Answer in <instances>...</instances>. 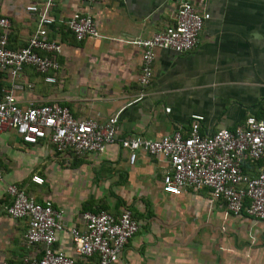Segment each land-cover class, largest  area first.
<instances>
[{
  "label": "crops",
  "instance_id": "crops-1",
  "mask_svg": "<svg viewBox=\"0 0 264 264\" xmlns=\"http://www.w3.org/2000/svg\"><path fill=\"white\" fill-rule=\"evenodd\" d=\"M38 1L0 0L10 23L8 48L23 47L34 31L24 8ZM184 1L202 18L197 44L184 54L156 51L151 80L140 86V51L129 42L173 23ZM76 11L89 12L100 38L73 40L61 22ZM48 14L55 21L48 37L62 47L57 83L44 84L24 67L15 80L32 88L14 94L19 107L57 103L77 120L115 117L118 137L149 140L185 136L192 122L208 135L241 127L248 117L264 119V0H54ZM8 86L3 77L2 89ZM128 156L117 144L81 157L56 154L46 141L31 146L0 132V262L41 255L40 245L24 244L27 221L5 213V186L12 183L60 211L63 231L52 249L76 259L67 230L82 228L83 213L127 210L138 230L115 264H264V221L228 214L205 189L164 194L167 160L139 151L129 164ZM262 163L244 165L243 172L252 176ZM32 175L43 184L31 183Z\"/></svg>",
  "mask_w": 264,
  "mask_h": 264
},
{
  "label": "built area",
  "instance_id": "built-area-1",
  "mask_svg": "<svg viewBox=\"0 0 264 264\" xmlns=\"http://www.w3.org/2000/svg\"><path fill=\"white\" fill-rule=\"evenodd\" d=\"M94 0H84L87 5ZM54 0H41L28 4L24 12L36 21L34 31L23 47L8 48L9 20L0 11V74L9 86L0 92V132L12 131L19 141L36 145L46 141L56 154L81 157L87 153H101L106 146L117 144L129 153L132 164L137 152L162 156L168 162L169 176L161 187L164 194L178 196L186 190H206L209 201H219L232 216L245 215L264 221V119H245L234 130L218 129L202 135L199 125L192 122L187 135L179 132L149 140L137 135L118 137L116 118L102 123L91 119L77 120L69 110L57 103L19 107L15 93L30 91L31 84L15 79L24 67L42 77L47 85L57 83L59 69L57 56L61 44L48 37L55 23L48 14ZM76 42L86 38H100L89 12H73L61 22ZM202 29V18L191 2L177 5L173 23L145 39L129 42L139 49L140 73L137 83L147 86L152 77L151 65L158 50L184 54L197 44ZM263 162L252 176L243 172L244 165ZM2 167L0 164V181ZM30 182L41 186L43 180L32 175ZM8 205L6 215L25 219L27 228L23 235L26 247L40 245L41 255H26L21 264H115L126 244L138 230V223L127 210L117 216L105 211L82 214V228L67 230L68 239L79 259L68 256L52 246L63 231L60 211L44 200L36 202L23 187L5 186ZM0 264H5L0 262Z\"/></svg>",
  "mask_w": 264,
  "mask_h": 264
},
{
  "label": "trees",
  "instance_id": "trees-1",
  "mask_svg": "<svg viewBox=\"0 0 264 264\" xmlns=\"http://www.w3.org/2000/svg\"><path fill=\"white\" fill-rule=\"evenodd\" d=\"M2 78H3V76L0 74V92H1V89H2Z\"/></svg>",
  "mask_w": 264,
  "mask_h": 264
}]
</instances>
